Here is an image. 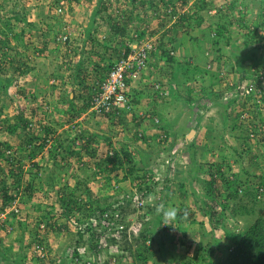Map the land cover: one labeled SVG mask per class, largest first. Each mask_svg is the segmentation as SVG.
<instances>
[{"label":"rangeland","instance_id":"rangeland-1","mask_svg":"<svg viewBox=\"0 0 264 264\" xmlns=\"http://www.w3.org/2000/svg\"><path fill=\"white\" fill-rule=\"evenodd\" d=\"M201 2L213 3L211 7L214 9L210 12L199 11L204 18L203 25L198 27L192 18L182 20L184 14L187 16L197 12L195 4ZM231 2L233 0H173V3L166 4L162 0H0V28L6 30L11 48L3 57L8 69L7 75L2 74V78H15L7 93H1L0 97V142H9L13 148L7 152L14 156L0 160V184L5 181L11 193L18 197L28 183L34 188V200L42 207L37 211L28 203L21 205V214L29 220L25 227L29 226L31 230L35 227L37 232L36 221L40 222L43 213H49L47 219L51 223L46 228L48 230H39V235L45 239H42L43 248L41 246L37 252L46 260V264H52L50 259L55 253L58 256L70 255L73 247L69 240L78 234L74 223L77 217L68 220L62 215L61 188L66 184L74 186L77 180L88 178L89 193L85 196V202H91L95 195L107 202H114L117 198L126 197L136 184L140 185L132 180L131 175L132 181L117 182L115 179L123 176V170L112 173L111 179L107 181L105 172L95 174V159L83 147L88 142L96 149L99 158L119 154L122 148L128 149L131 154L134 152L135 163L143 168L137 174L145 177L151 185L156 207L159 211L177 210V228L161 226L162 214L161 219L156 220L154 225L158 230L154 233L156 249L153 250V258L158 255L159 246H165L167 239L177 244L185 242L186 253H189V258H193L191 251H188L189 246L195 247L194 254L198 240L203 245L212 243V231L220 239H225L229 247L233 246L227 240L223 228L218 226L217 231L214 230L215 220H211L205 213L208 210H220V206L203 196L204 180H209L219 167L221 174L217 178L223 190V177L231 179L234 174H240L245 179L249 172L252 173L250 181L257 183L264 174V131L258 134L253 131L261 122L257 107L264 118V102L257 98L259 104L243 96L234 103L229 102L235 96L237 82L242 78L239 62L243 56L253 48L264 52V24L258 30L259 37L255 42L245 36L247 29L241 28L237 20L243 14L244 25L247 22L253 28L257 21L261 23L258 15L264 7V0H236L235 9L230 12L227 5ZM216 7H220V11H216ZM96 8L100 12L95 14ZM8 18L10 26L5 28L4 22ZM112 22L128 28V34L114 35L110 25ZM218 22L228 25L226 34L231 39L228 44L221 43L220 53L215 51L211 43ZM229 22L234 23L230 25ZM142 31L145 34L140 38L138 35ZM64 36L67 39L64 40ZM142 39H151L157 44L158 48L150 60L158 63L155 78H149L143 85H139L141 88L133 90L134 110L100 117L91 112L89 106L85 110L90 111L92 117L86 123L78 122V110L88 106L92 84L106 73L110 62L113 63L124 54L129 43L135 44ZM160 45L176 47L174 55L178 59L175 65L170 66L172 63L167 60L164 63V58L160 56ZM202 51L209 55L205 54L202 59ZM1 55L3 50L0 51ZM26 63L37 69L28 74L15 70L16 66L23 69ZM262 64L261 68L247 65L251 73L263 76V79L260 76L261 83L264 81V60ZM79 65L81 68H78ZM179 66L189 67L187 73L191 75L190 81L179 82L175 77L171 78V72L179 70ZM195 66H198L199 71L194 73ZM37 70L41 73L39 76ZM42 72L44 75H52L58 81H45ZM53 72L58 75H53ZM60 72L66 78L72 79L74 76V79H78L77 85H63L65 88H61L67 79L62 82ZM52 84L55 86L52 87ZM172 90L176 98L172 97ZM70 92L74 94L72 102L66 97ZM139 94L144 101H151L152 107L150 111H144L141 117L140 111H137L141 124L136 127L137 120L132 117V112L138 108L135 100ZM185 98L195 101L192 107L191 102ZM155 109L160 111L164 119L156 114ZM21 112L25 113L31 126L27 129L19 128L15 134H11L8 126L17 121L15 117ZM144 117H148L147 121L143 120ZM7 118L8 122L5 120ZM163 124L166 127H161ZM180 125L185 128H180ZM45 126L55 130L47 145L41 150L37 149L33 155V146L35 143L39 145L45 137ZM192 129L196 132L188 138ZM245 131L249 133L247 140L240 136ZM56 141L59 147L54 153L52 148ZM73 149L76 153L71 154ZM23 156L26 157L21 161L23 171L18 178L21 181L18 182L9 170L18 169L20 162L16 158ZM37 162L39 166L36 167ZM34 174H38L37 177H33ZM11 207L4 208L0 196V251H4L9 244V254L15 256L21 248L17 239L21 237L23 227H19L7 215ZM258 209L259 213L264 214L263 203ZM192 213L207 216V233L203 239L196 240L195 231L183 239L181 231L184 232L186 228L183 224L193 218L190 217ZM129 214L132 218L137 216L133 212ZM157 216L158 211L154 210L150 221ZM180 216H183L182 225L178 222ZM140 219H145V216H140ZM225 224L234 230L243 231L248 223L243 218H229ZM89 228V225H82L81 231L86 233ZM191 229L197 230L198 226ZM25 235L24 245L31 241V235ZM36 240L35 236L32 237V248L38 246ZM118 250L120 252L122 248L118 247ZM26 253L30 256L33 254L31 249L26 250ZM37 254L23 264H45L37 260Z\"/></svg>","mask_w":264,"mask_h":264},{"label":"trees","instance_id":"trees-1","mask_svg":"<svg viewBox=\"0 0 264 264\" xmlns=\"http://www.w3.org/2000/svg\"><path fill=\"white\" fill-rule=\"evenodd\" d=\"M164 4L166 3H173V0H162ZM185 1V0H184ZM185 4V2H184ZM213 3H205L201 2L196 3L195 6L197 8V12L188 14H184L182 16V20H188L191 19L195 21V24L197 26H201L204 23V18L199 14V11H206L210 12L214 10L211 6ZM236 0H233V2L230 3V5H227V8L230 9V12H232L235 8ZM216 11H220V7H216ZM100 10L96 8L95 14L99 13ZM243 14L242 18L237 20L239 22L241 28H246L247 31L245 33V36L250 38L251 41H257V38L259 37L258 30L261 28L262 24H264V7L262 8V12L258 15L261 19V23L258 24V21L254 24L253 28L250 27L247 22L243 23ZM18 18L17 16H15ZM256 19V18H255ZM10 18L6 19L4 22V27L8 28L10 26L9 23ZM247 21V20H246ZM255 20H253L254 22ZM263 21V22H262ZM228 23V22H227ZM234 22H229L230 25H232ZM111 27L113 28V34H120L122 36L128 34V28L121 26L117 23L112 22ZM228 29L227 24H222L221 22H218L216 25V28H214L213 33L214 36L211 39L212 46L214 47L215 51L217 53H220L222 50L221 43L228 44L230 43L231 39L226 34V30ZM22 34V33H21ZM145 34L144 31L139 32L138 37H143ZM5 35V36H3ZM6 30L3 28H0V51L3 50V55L0 56V97L1 93H7L8 88L13 83L14 79L13 77H7L2 78V74H6L7 69L6 63L3 60V57L8 53L7 51L10 50L9 43L10 39L7 37ZM198 41L197 37L195 39ZM174 40H172L173 42ZM166 45H160L161 48V54L160 56L167 60L170 64V66L175 65L174 62L177 63V57L174 54H171V51H175L176 47L172 48ZM201 47V46H200ZM199 47V48H200ZM261 47V46H260ZM7 48V50H5ZM129 49H126V52ZM249 54H245L241 61L239 62L240 69H245L242 62L245 60H251L253 62V65H257L258 68H261L262 61L264 60V52L256 51V49L249 50ZM128 53V52H127ZM123 55V53L118 57L120 58ZM117 58V59H118ZM2 59V60H1ZM27 64V63H26ZM113 63L108 64V68ZM149 64V61L147 65ZM180 65V64H178ZM35 66L32 65H25L24 68H20V66H16L15 70L21 71L22 74H28L30 71L34 72L37 68H34ZM180 69L175 71L174 73L171 72V78L175 77V80L179 82H186L190 81L191 75L187 73L189 70L188 68H185V66H179ZM198 66L194 67V73L195 71L198 72L199 69ZM244 67V68H243ZM78 68H81V65L78 66ZM107 68V69H108ZM184 68V69H182ZM258 70V69H257ZM173 71V70H172ZM79 72V71H78ZM141 73H139L140 75ZM176 74L177 78H176ZM182 74V78H180ZM175 75V76H174ZM104 76V74H103ZM130 79H128L129 82ZM215 80H218L215 77ZM215 83V82H214ZM55 86V85H52ZM172 97L176 98V93H171ZM175 95V96H174ZM35 97V96H34ZM1 99V98H0ZM67 99L72 102L74 100V97H71L70 95L67 97ZM237 96L231 100H229L230 103H234L237 100ZM184 100H189L191 102V107L193 103L192 98H185ZM195 102V101H194ZM89 103V101H88ZM88 106L83 107L81 110H78V113H81V111L85 110V108L89 107L90 104H87ZM257 107V111L259 114V117L261 118L260 124L254 128V133L258 134L259 131L263 132L264 129V118L261 116V110ZM2 109L0 108V117H1ZM124 114V113H123ZM117 115V114H115ZM15 119L17 120L15 123H11L8 126V130L11 134H15L19 128L27 129L31 126V123L29 120H27L25 113L21 112L18 114ZM7 122L9 121V118L5 119ZM170 125V124H169ZM45 137L41 139L40 144L38 145L35 143V146H33V155H35V151L37 149L41 150L43 149L47 143L50 140V135L54 132V130L50 126H45ZM174 131V130H173ZM172 132V131H171ZM249 133L246 131L243 134H240L242 139L247 140ZM239 136V137H240ZM36 137V136H34ZM74 140V139H73ZM72 140V141H73ZM110 145V144H109ZM172 145H174L172 143ZM194 145V143L192 144ZM61 146V144H60ZM70 146V145H69ZM59 147L58 142H55L54 148H52L53 152H56V149ZM83 147L85 148L86 153H88L89 156L94 157L95 159V167L97 168L96 173L105 172L106 178L105 180L111 179V174L115 171L118 172L119 170H123L124 174L122 177H118L115 180L117 182H123L127 180H131L130 176H132L133 181H137L140 183L141 186L143 185H150L149 182H146V178L139 176V170H143L142 167L137 166V163H135V160L133 158V154L129 152L128 149L122 148L121 153H115L109 154L104 158L98 157V152L96 149L91 145V142H88L87 144H84ZM13 148V146L7 142L3 141L0 142V160L3 158H9L10 155L14 158V156L7 151ZM11 151V150H10ZM71 154L76 153V151L73 149V151H70ZM26 157H17V162H20V165L18 169H10L9 172L13 175L14 179L18 182L21 180H18L20 176H22V159ZM125 159V160H123ZM142 161H145L144 158H142ZM10 162H13V160L10 159ZM146 162V161H145ZM144 162V163H145ZM147 164V163H146ZM35 166H39V163L37 162ZM214 166V165H212ZM202 167V166H201ZM39 168V167H38ZM7 170V169H6ZM5 170V171H6ZM138 171V172H137ZM198 168V172H199ZM216 174V176H215ZM221 174V169L216 168V172L212 173L210 176V179L204 180V189L205 192L203 193V196L206 198L211 199V201L215 202L218 206H220V210L213 209L208 210L206 215L210 216L211 220H215L214 228L215 227H221L224 230L225 236L227 237V240L232 244V247H229V243L224 245L220 239L216 238L214 232H211V237L213 239L212 243L208 242L206 245H203L202 241H198L199 249H198V257H202L203 264H264V214L259 213L258 206L260 204H264V174L259 177V180L257 183H252L250 181L251 174L248 172L247 177L245 179L240 174H234V177L231 179L222 178V184L224 187V191L220 189L219 183H218V175ZM38 174H34L33 177H37ZM97 177V176H96ZM96 179V178H95ZM131 180V181H132ZM144 180V182H143ZM140 181V182H139ZM89 179H83V180H77L76 184L74 186L65 185L63 188L60 189V201L62 204V215L63 217L67 218L68 220L73 219L74 216H76V220H74V223L76 224V228H78L81 224H85L86 222L94 223V221L97 219L98 215L99 218L103 221L105 220L107 222V218H105V215H112L116 212V210L121 208V211H123L129 204H130V198L127 196L120 197L119 199L123 198V200H119L118 198L114 202H107L106 200H102L99 195H95L94 199L91 202H85V196L87 193H89V187H88ZM83 184V187L81 186ZM1 190H0V196L3 200V207L6 208L7 206H11V211L8 212L7 215H10L12 217L14 222H17V224L22 226L23 232L21 237L17 239L19 243L21 244V248L19 249L18 255L15 256L12 254H9V251H11V247H6L5 250L0 251V264H23L27 259H30V257L35 258L34 255L37 254V252L41 249V246L43 248V242L42 236L39 235V230L45 229L48 227V225L51 223L50 220H48L49 213H43L40 216V222L36 221L37 224V232L35 230V227L32 228V230L29 228V226L25 227V223H28L27 217L23 216L21 214V205L24 204H30V207L33 210L40 211L41 205L37 200H34V188H32L31 183L24 187L23 191L21 192L20 196L14 195L11 193V188L6 185L5 181H2V184H0ZM183 187V186H182ZM21 189L20 187H18ZM19 192V191H18ZM120 201H123V203H120ZM17 205V206H16ZM129 207V206H128ZM14 209V210H13ZM126 210V209H125ZM158 211V216L156 219L147 221L145 225H148L142 230L139 236L129 238L127 234V226L129 223L126 224V229L120 234V240H117L114 236L108 237V239H105L104 241L101 240L100 235H98V231L94 230L93 228H89L90 230L86 233L80 231L78 232L77 236L70 238L69 243L73 247V257L71 259V263L64 259L63 255H59L55 253L50 260L52 264H100V255L103 254L102 248L103 247L100 243H117L120 248H122L123 252H126L127 255L123 257L118 258L119 262L118 264H153L154 261V251L151 249V246L146 244L147 239H152L153 233H155V230H150L149 228L155 227L156 220L161 219V214L159 209L156 208L155 212ZM217 211V212H216ZM85 215V216H84ZM192 215H190L191 217ZM24 217V218H23ZM183 218V216H181ZM229 218H233L235 220L243 218V220H246L248 223L247 226H245L244 230H234L230 228L229 226H226V220ZM47 219V220H46ZM194 219H189L190 222H192ZM154 222V223H153ZM67 223L64 225L66 226ZM41 225H44L42 228ZM154 225V226H153ZM51 226V225H50ZM29 228L26 232L25 229ZM48 230V229H46ZM28 235H31V241L27 242L26 245H24L25 233ZM104 232H109V230H105ZM24 233V234H23ZM105 234V233H104ZM37 239L38 246L35 248V246L32 248L33 242L32 237ZM108 247V246H106ZM31 249L32 256L26 253V250ZM105 249V248H104ZM216 250H220V252L223 254L224 257H222L219 260H212V259H205L206 256H212L214 255ZM90 254V259L86 255ZM123 255V254H122ZM217 256V255H216ZM42 257H45L42 256ZM74 259V260H73ZM37 260H39L42 263L46 264V260L44 258H41L37 254ZM59 260V261H58ZM131 261V262H130ZM103 264H111L110 260H105Z\"/></svg>","mask_w":264,"mask_h":264},{"label":"built area","instance_id":"built-area-1","mask_svg":"<svg viewBox=\"0 0 264 264\" xmlns=\"http://www.w3.org/2000/svg\"><path fill=\"white\" fill-rule=\"evenodd\" d=\"M61 10V9H60ZM63 39H67L64 36ZM157 44L151 39H142L128 44V53L118 58L108 69L107 75L100 80L95 81L91 87L89 98L90 110L96 116H114L134 110V98L130 93L132 81H134L140 72L147 68V63L150 60L152 52L157 50ZM171 54H174L171 51ZM128 79L129 82H128ZM253 80L249 79L248 84L242 85V95H246L253 89ZM151 185H135L132 191L127 195L130 198V203L133 207L140 209L143 213L146 212L149 206L154 207L156 204L153 200V190ZM123 203V201H120ZM148 215V214H146ZM105 215L107 222L103 220L105 227L115 230V234L120 237L122 231L126 229L123 223V213L118 210L112 215ZM149 216H147V219ZM43 228L44 225H41ZM142 224L135 222L127 228V233H138Z\"/></svg>","mask_w":264,"mask_h":264},{"label":"crops","instance_id":"crops-1","mask_svg":"<svg viewBox=\"0 0 264 264\" xmlns=\"http://www.w3.org/2000/svg\"><path fill=\"white\" fill-rule=\"evenodd\" d=\"M201 55H202V59L204 58L203 56H205V54H206V52L204 51H202V53H200ZM209 55V54H208ZM200 56V55H199ZM201 57V56H200ZM162 60H164V63L166 62V60L165 59H162ZM158 62H152V60H150L149 61V64H148V66H147V68L144 70V72H142L141 74H140V77H138L137 79H135L134 81H132V83H131V92H132V94L134 93V91L133 90H138L139 88H141V86H139V85H143V83H144V81H146V80H148L149 78H152V77H154L155 78V70H156V64H157ZM153 66H155L154 67V70H152L153 69ZM40 71H42V70H40ZM37 73H38V70H37ZM43 74L41 75L42 76V78L46 81V80H49V82H56V81H58V80H56L55 79V77H53L52 75H50V74H48V75H44V72H42ZM61 74H62V82H64L66 79V81H65V83H63L61 86V88H65L66 86H70L71 87V85H73V87L74 86H76L77 84H76V82L78 83V79H74V76H72L71 78L72 79H69V78H66L65 77V74L63 75V73H64V71H63V73L62 72H60ZM39 74H41L40 72L37 74L38 76H39ZM36 75V76H37ZM53 75H58V73H56V72H53ZM53 77V78H52ZM66 78V79H65ZM42 81V80H41ZM60 81V80H59ZM69 82V83H68ZM53 85V84H52ZM63 85L65 86V87H63ZM52 87H54V86H52ZM64 93V92H63ZM62 93V94H63ZM71 96V97H73L74 96V94H73V92H70V93H68L67 95H66V97H68V96ZM150 102L151 101H144L143 100V96L141 95V94H139L138 96H137V100H135V104L137 105V109L135 110V112H133L132 114H134V116L132 115V117L133 118H135L137 121H136V127L137 126H139L140 124H141V122H139V117H141V116H144V115H142V113H144V111H150V109H151V105H150ZM82 108H80V110H81ZM140 111L139 112V114H140V116L138 117V113H137V111ZM154 111V109H152V111L151 112H153ZM155 111H156V114L160 117L161 115H160V111L159 110H156L155 109ZM162 114V113H161ZM95 116V115H94ZM92 117V114H91V112L90 111H86V110H83V111H81V113H79V118H78V122H88V118H91ZM146 117V116H145ZM144 117V119L143 120H145V121H147V119H148V117L147 118H145ZM98 118H100V117H98ZM161 118H163V115L161 116ZM102 118H100L99 120L100 121H102L101 120ZM164 119V118H163ZM94 120H97V119H94ZM170 123V122H169ZM172 123H173V121H172ZM159 125V124H158ZM164 126H161V127H166L165 126V124H163ZM168 126H169V124H168ZM180 128H185V126H183V125H180ZM142 145V144H141ZM141 145H139L138 147H142ZM137 149H139V148H137ZM133 154H135L134 152H132ZM205 215V214H204ZM204 215H202V216H200L199 214H194V213H192V217H193V221L192 222H190V221H188L187 223L186 222H184L183 221V218H181V216H180V218H179V221L181 222L180 223V225H182V223L184 222V227H186L185 228V231L183 232V231H181L182 232V234H183V239L185 238V236L187 235V236H191L192 234H193V231H195V233H194V237H195V239L197 240V239H203V238H205V233H207L206 232V229H205V227H207V225H208V223H206V218H207V216H204ZM188 224V225H187ZM198 226V229L197 230H192L191 228L193 227V226ZM199 235V236H198ZM220 239V238H219ZM221 240V242L224 244V245H226L227 243L225 242V239H220ZM181 241V240H180ZM184 241V240H183ZM199 241V240H198ZM226 243V244H225ZM9 245V244H8ZM7 245V247H11V246H8ZM186 243L185 242H180L179 244H177L176 242H174V241H170V240H167V243L165 244V246H162L161 248H160V250H159V252H158V255L156 256V258L154 257V261H153V264H191V262H190V260L192 261V262H194L195 264H203V259L204 258H202V257H198V246H199V244H197V247H196V249H197V251L193 254V248L195 249V247H192V245H190L189 246V248H188V251H191L190 252V255H193L192 257L193 258H189L188 256H189V253H186ZM227 246V245H226ZM219 254H222L221 252H219V250H216L215 251V253H214V255H212V256H206L205 257V259H212V260H219V259H221V257L223 256V255H220L219 256ZM217 255V256H216ZM218 257H219V259H218ZM224 257V256H223Z\"/></svg>","mask_w":264,"mask_h":264},{"label":"clouds","instance_id":"clouds-1","mask_svg":"<svg viewBox=\"0 0 264 264\" xmlns=\"http://www.w3.org/2000/svg\"><path fill=\"white\" fill-rule=\"evenodd\" d=\"M155 52V51H154ZM173 52L175 53V51L173 50ZM153 53V52H152ZM207 55L209 54V53H206ZM152 55V54H151ZM117 60V59H116ZM115 60V61H116ZM150 61V60H149ZM247 61H251V60H245V61H243L242 62V64H243V66L245 67V69H242L241 71H242V78L237 82V84H236V88H235V96H233V98H235L236 96H237V98H242V96L245 98V99H248V98H252L253 100H254V102L256 101V102H258L257 101V98H259V99H261V100H259V101H262V102H264V81H263V83H261V80H260V76L261 75H256L255 73H251L250 71V69H248L249 68V66H247V65H253V62L251 63V64H249ZM245 63H247V65L245 64ZM243 67V68H244ZM109 69V68H108ZM247 70H249V72H247ZM107 72H108V70L106 71V73H104V76H102L101 78H99V80L100 79H103L106 75H107ZM142 72H144V71H142ZM142 72H140V73H142ZM138 77H140V75H138ZM137 77V78H138ZM262 77V79H263V76H261ZM136 78V79H137ZM249 79H252L253 80V89H251L250 90V92L248 93V94H246V95H242V90H243V88H242V85H247L248 84V81H249ZM91 93V92H90ZM130 93L132 94V92H131V87H130ZM164 93V92H163ZM169 93V91L167 92V94ZM133 96V95H132ZM88 98H90V95H88ZM232 98V99H233ZM259 103V102H258ZM260 104V103H259ZM133 113V112H132ZM115 116V115H114ZM134 116V115H133ZM195 130V129H194ZM136 183H138V182H136ZM132 191V189L130 190V192ZM119 200H123V198H121V199H119ZM156 203V202H155ZM129 206V207H128ZM123 211H121V208L119 209H117L116 211H118V210H120L122 213H123V223L125 222V223H129L128 224V226H127V228L129 227V226H131L132 224H134L135 222H139V223H141L142 224V227H141V229H140V231L136 234V233H134L133 231L131 232V235H129L128 233V237L131 239V238H133V237H136V236H139L140 235V233L142 232V230H144V228L146 227V226H148V225H145L146 224V222L147 221H150V218H152L151 217V213L157 208L156 207V205L154 206V207H151V206H149L148 208H147V210H146V212H148V213H146V214H148V215H146L145 213H143L140 209H138V208H136V207H133L132 205H131V203L128 205ZM130 212H133V213H136L137 214V216L135 217V218H132V217H130ZM159 214H162L163 215V220H162V223H161V226H170V227H172V228H177L176 227V223H175V221H176V215H177V210L176 209H162L161 211H160V213ZM140 216H141V218H142V216H145V219H143V220H141L140 219ZM147 216H150L148 219H147ZM178 222H179V224L181 223L180 221H179V219H178ZM124 223V224H125ZM82 225H89V227L90 228H93L95 231L97 230L98 232V235H100V238H101V240L102 241H104L105 239H108V237H112V236H114L117 240H120L121 238L120 237H118L116 234H115V230H111V229H109V228H107V227H105L106 225L103 223V221L99 218V215H98V217H97V219L94 221V223H90V222H86L85 224H81L78 228H76V230H77V232H80L81 231V226ZM126 225V224H125ZM151 226V225H150ZM150 226H148V227H150ZM150 230H155L156 232H157V228H155V227H151V228H149ZM218 229H220V228H218ZM105 230H109V232H104ZM214 230L215 231H217V227L216 228H214ZM127 231V230H126ZM123 232V231H122ZM121 232V233H122ZM105 233V234H104ZM108 236V237H107ZM215 236H216V238H220V236L218 235V234H216L215 233ZM168 240V239H167ZM167 240L165 241V242H167ZM103 247H101L102 248V253L103 254H101L100 255V261H99V263L100 264H103L104 262H105V260H110V262H111V264H117L118 263V258H120V257H123L124 258V256L125 255H127V253L126 252H123V251H120L119 252V250H118V244L117 243H114V244H111V243H100ZM146 244L147 245H149V246H151V249L152 250H154V249H156V241H155V238H154V233H153V235H152V239H147L146 240ZM106 246H108V247H106ZM105 248V249H104ZM161 248V245L159 246V248L158 249H160ZM72 251H73V248H72ZM198 252V251H197ZM118 253H123V255L121 254V255H119ZM64 256V255H63ZM87 257H89V259H90V254H87L86 255ZM72 257H73V254L71 253L70 255H65L63 258L64 259H66L67 261H69L70 262V260L72 259ZM74 260V259H73ZM59 261V260H58ZM194 263V262H193Z\"/></svg>","mask_w":264,"mask_h":264},{"label":"water","instance_id":"water-1","mask_svg":"<svg viewBox=\"0 0 264 264\" xmlns=\"http://www.w3.org/2000/svg\"><path fill=\"white\" fill-rule=\"evenodd\" d=\"M196 130L192 129L191 132L188 134V138H190L192 136V133H195Z\"/></svg>","mask_w":264,"mask_h":264}]
</instances>
